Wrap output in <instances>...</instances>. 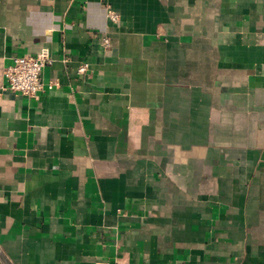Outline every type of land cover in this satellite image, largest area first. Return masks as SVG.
<instances>
[{"label":"crops","instance_id":"0c3cea01","mask_svg":"<svg viewBox=\"0 0 264 264\" xmlns=\"http://www.w3.org/2000/svg\"><path fill=\"white\" fill-rule=\"evenodd\" d=\"M44 50L43 90L9 91ZM0 250L264 264V0H0Z\"/></svg>","mask_w":264,"mask_h":264},{"label":"built area","instance_id":"2783aa9c","mask_svg":"<svg viewBox=\"0 0 264 264\" xmlns=\"http://www.w3.org/2000/svg\"><path fill=\"white\" fill-rule=\"evenodd\" d=\"M108 17L113 22L120 19L119 14L111 9L108 10ZM108 42V39L104 40L105 47L108 46ZM50 64L52 59L46 50L37 55L26 54L16 57L13 64L4 70L8 90L22 96L35 97L44 88L43 70ZM88 69L89 64L84 63L80 66L79 72L86 73Z\"/></svg>","mask_w":264,"mask_h":264},{"label":"water","instance_id":"95a60500","mask_svg":"<svg viewBox=\"0 0 264 264\" xmlns=\"http://www.w3.org/2000/svg\"><path fill=\"white\" fill-rule=\"evenodd\" d=\"M0 259L3 261L4 264H10L1 250H0Z\"/></svg>","mask_w":264,"mask_h":264}]
</instances>
